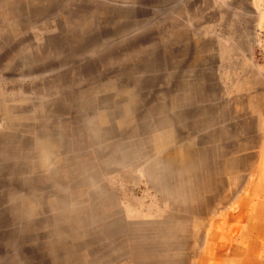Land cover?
<instances>
[{"label":"rangeland","instance_id":"obj_1","mask_svg":"<svg viewBox=\"0 0 264 264\" xmlns=\"http://www.w3.org/2000/svg\"><path fill=\"white\" fill-rule=\"evenodd\" d=\"M0 264H264V0H0Z\"/></svg>","mask_w":264,"mask_h":264}]
</instances>
